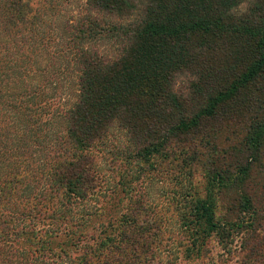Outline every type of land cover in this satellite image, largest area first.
<instances>
[{"label":"trees","instance_id":"obj_1","mask_svg":"<svg viewBox=\"0 0 264 264\" xmlns=\"http://www.w3.org/2000/svg\"><path fill=\"white\" fill-rule=\"evenodd\" d=\"M240 1L83 0L59 27L73 0H0V264H216L236 237L252 264L264 0Z\"/></svg>","mask_w":264,"mask_h":264},{"label":"rangeland","instance_id":"obj_2","mask_svg":"<svg viewBox=\"0 0 264 264\" xmlns=\"http://www.w3.org/2000/svg\"><path fill=\"white\" fill-rule=\"evenodd\" d=\"M252 0H241L240 2H236L232 7L231 11L232 13L239 15L241 17H246L247 16V11L246 9L249 7L251 4ZM81 2L83 0H73L72 5L69 7H66V14L59 16V19L57 20V25L61 27V22L66 19L71 14V11H78ZM73 13V12H72ZM62 31V29H61ZM63 32V31H62ZM109 47V45L107 46ZM188 85H189V79L186 75L181 74L176 77L174 81V86H173V91L179 95H186L188 93ZM72 94H73V89L69 90L68 93L64 95V99L66 100H71L72 99ZM71 95V96H70ZM259 162L262 161V158L258 160ZM260 166V168H259ZM261 166H264V161H262V164L259 165V163H255L253 167L255 170L253 171V174L257 175V172L260 170H264L261 168ZM159 171H163L161 174V180H154L152 183L146 185L145 187V193L149 194V196L154 199L156 202H164L167 203L172 195L173 192H175L176 187L179 185L181 176L179 174H176L174 171V168H171V166L168 164H163L160 167H157ZM179 171L178 169H176ZM200 174V172H199ZM198 174V175H199ZM196 176V181H199V189L202 191L205 187V181ZM183 177V176H182ZM254 177V176H253ZM262 178L255 176L254 180L255 182H258V184L261 182ZM259 186V185H257ZM225 203V200H223ZM222 202V203H223ZM221 203V205H222ZM254 204L256 206V209L258 210V216L261 220V225L259 226L258 234L260 239H264V200H260V197H258L257 200H254ZM258 206V207H257ZM220 214V211L218 212ZM228 241H225L223 244H219L218 240H213L210 241L209 243V259H213L216 261V264H245L246 262L244 261L243 257L246 255L247 251H244V241L243 239L240 238H235L234 243L232 245H227ZM258 255L255 256L252 264H264V241L263 244L260 241V246L258 245ZM195 258H189V259H183L182 264H195L196 261L194 260ZM206 262H210L211 260H205Z\"/></svg>","mask_w":264,"mask_h":264}]
</instances>
